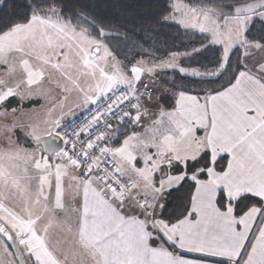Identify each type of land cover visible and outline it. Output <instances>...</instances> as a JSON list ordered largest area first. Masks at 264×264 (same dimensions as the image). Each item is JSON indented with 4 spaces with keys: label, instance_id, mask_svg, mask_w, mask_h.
<instances>
[{
    "label": "snow or ice",
    "instance_id": "1",
    "mask_svg": "<svg viewBox=\"0 0 264 264\" xmlns=\"http://www.w3.org/2000/svg\"><path fill=\"white\" fill-rule=\"evenodd\" d=\"M41 3L33 0L25 22L0 28L3 253L26 256L19 264H209V257L220 258L218 264H264V61L249 67L238 59L222 89L203 97L180 91L174 108L151 111L145 105L153 96L141 76L178 67L179 54L159 64L138 62L128 75L106 45L61 15L55 0L45 8ZM233 12L183 0L171 5L166 21L210 33L212 43L223 45L216 70L192 75H227L237 45L244 57L252 48L264 50L245 36L250 26H264V0ZM46 80L63 94L59 100L43 88ZM35 96L52 106L42 117L35 114V122L20 123L13 98ZM81 109L90 115L78 127L63 123ZM17 128L33 147L13 141ZM65 177L73 201L81 198L71 208L76 220L67 227V248L49 234L67 211ZM186 181L194 191L173 222L165 201ZM0 264L16 261L0 257Z\"/></svg>",
    "mask_w": 264,
    "mask_h": 264
},
{
    "label": "trees",
    "instance_id": "2",
    "mask_svg": "<svg viewBox=\"0 0 264 264\" xmlns=\"http://www.w3.org/2000/svg\"><path fill=\"white\" fill-rule=\"evenodd\" d=\"M245 1L249 0H183L197 8ZM52 2L42 0L40 7L45 8ZM55 3L60 7L61 15L70 18L73 24L89 25L98 35L99 29L115 33L104 40L119 59L130 65L141 61L146 65L153 62L159 64L171 60L173 53L179 54L174 61L178 67L162 69L153 76L179 91L203 97L209 89L220 90L226 86L236 72V60L229 65L227 75L190 76L179 71L180 67L202 72L214 71L221 59V50L208 43L205 35L185 30L164 19L170 15L172 0H55ZM30 4H33V0H6L0 12V28L25 22V17L31 14ZM247 38L264 43V26L258 23L253 25ZM148 76L143 82L153 87L152 79ZM28 143L32 144L30 140ZM191 184V181H186L174 188L165 201L166 215L171 216L173 222L185 214L190 194L194 191Z\"/></svg>",
    "mask_w": 264,
    "mask_h": 264
},
{
    "label": "rangeland",
    "instance_id": "3",
    "mask_svg": "<svg viewBox=\"0 0 264 264\" xmlns=\"http://www.w3.org/2000/svg\"><path fill=\"white\" fill-rule=\"evenodd\" d=\"M176 0H172V4L175 3ZM170 23L173 24H177L175 22H173L172 20H168ZM82 24V23H81ZM81 24H79V26H81ZM179 25V24H177ZM181 26V25H179ZM253 26V25H252ZM250 26V28L252 27ZM82 27L88 29L89 33L91 34L92 37L96 38L97 40H100L104 45H106L109 49V51L112 53V56L115 59V62L119 63L120 68L125 71L128 75H131L130 73V69L133 65H130L127 62H124L123 60L119 59L114 52L112 51V49L109 47L108 42L105 41L102 37H100L89 25H85L83 24ZM183 29L185 30H194L199 32L202 35H205L206 38H208V43L213 44L214 46H217L220 50H221V57L223 54V45L221 44H214L212 43V37L210 33H201L198 29H192V28H184L183 26H181ZM249 28V29H250ZM247 33L248 31L245 33V36L247 38ZM248 39V38H247ZM250 41V40H249ZM264 44V43H261ZM244 49L240 46L237 45L236 47L232 48L229 52V57H230V64L232 61L234 60H238V59H242L245 63L248 64L249 67H252V65L257 61V60H261L264 61V50H257V49H250L251 52V57H244L243 55ZM111 63H112V58H109V71H111ZM243 67V66H241ZM188 71L185 74H189L190 76H197V75H192L191 73L193 71H197L200 73H206V72H202V70H190L188 68H185ZM161 71V70H157ZM213 71V70H212ZM212 71H207V72H212ZM156 72V73H157ZM3 75V66H0V76ZM147 73H145L144 75L141 76V81L140 83L143 82L144 79H146L147 77ZM149 77V76H148ZM204 77H206V75H204ZM150 78L152 79V83H153V87L155 90V94L153 96V101L151 103H148L147 105H145L146 107H148L151 111H157L158 108H165L167 110H171L172 108L175 107V103L176 100L178 99V94H179V90L173 88L172 86H170L168 83L164 82L161 79H155L153 78V76H150ZM53 80L57 79L56 76L52 77ZM139 87V84H138ZM44 89H51V91L48 93V95L50 97H55L56 100H59L61 98V96L63 95L62 93H60V90L55 86L54 83L49 84L47 82V80L45 81L44 85H43ZM186 93V92H185ZM189 94V93H187ZM192 95V94H189ZM75 99V97L73 96L72 98H70V102L71 100ZM14 102L12 104V107H17L19 106L21 108V113H18V119L20 123L23 124H27L29 122H35L39 117H42L45 113L46 110L48 108H50L52 106V102L49 99H46L44 96H35L32 99H26L24 101H20L18 98H13ZM142 101H144L143 99H141ZM91 106V105H89ZM88 106V107H89ZM84 109L78 110L76 115L78 113H80L81 111H83ZM135 111V110H134ZM133 111V113H134ZM35 114H39V117ZM73 117H67L65 119V121H63V123L68 122L70 119H72ZM9 122H11V118H9ZM121 128H123L122 125H120ZM138 130V129H137ZM129 134L131 129L128 130ZM13 141L16 144H20L24 147H33V144H29V137H26L24 134V130L21 128H17L14 130V135L12 136ZM120 139L122 140L123 137H120ZM31 141V140H30ZM6 141H4L2 138H0V146H5L6 145ZM70 183V180L65 177L64 179V185H65V197L64 199L69 198V194L72 192V189L68 187ZM7 203L10 204V206H13V202L12 201H8ZM18 207V205H16ZM67 211H70L69 206L66 205ZM65 214H68V212H60L59 216L57 217V222L53 224V227L50 229V238L51 241L53 242V238H54V230H61L62 228V224L60 223V216H64ZM70 216V215H69ZM73 217V215H71ZM75 220L76 218L72 219L71 223H70V219L67 221L66 226H68L69 224L71 225H75ZM47 223V218H45V220L41 221V226H43V224ZM60 237V236H58ZM68 237L71 239V235H68ZM10 251L13 252L12 249H10ZM23 251V249H22ZM0 257H2L5 260H14L16 261V264H18V261L15 257V255L13 256H9L6 253H3V250L0 249ZM27 258V257H26Z\"/></svg>",
    "mask_w": 264,
    "mask_h": 264
},
{
    "label": "crops",
    "instance_id": "4",
    "mask_svg": "<svg viewBox=\"0 0 264 264\" xmlns=\"http://www.w3.org/2000/svg\"><path fill=\"white\" fill-rule=\"evenodd\" d=\"M147 105V104H146ZM80 197H77V199L75 201H73L72 199V192L69 194V198L67 199H64V202L66 205L69 206V209L70 211H66L69 213L71 219H70V223L72 221V219L76 218V214L72 213L71 212V208L73 207H79V204H80ZM68 214H65L64 216H60V223L62 224V228L61 230H54V240H53V243H57L59 242L60 245L64 248H67L68 246V241L70 240V238L68 237V235H71V233H69L67 231V227L66 224H67V221L69 220L68 217H69ZM73 215V217L71 216ZM73 228L75 227V225H72ZM60 236V237H58ZM186 256H188L189 258H195L196 257V254H189V253H186L185 254ZM209 261V264H218V261L220 258H212V257H209V258H205Z\"/></svg>",
    "mask_w": 264,
    "mask_h": 264
},
{
    "label": "water",
    "instance_id": "5",
    "mask_svg": "<svg viewBox=\"0 0 264 264\" xmlns=\"http://www.w3.org/2000/svg\"><path fill=\"white\" fill-rule=\"evenodd\" d=\"M5 1L6 0H2L0 2V12H1V10L4 7ZM253 2H255V0H249V1L241 2V3H235V4H226V5H219V6H207V7L220 8L224 13L234 14L233 10H234L235 7L242 6V5L246 4V3H253ZM104 33H105V35H103V36L99 34V36L102 37L103 39H105L106 37H109V36L116 35L113 32H109V31H105V30H104ZM12 250H13V252H15V249H12ZM21 251H22V249H21ZM15 257H16V259L18 261V264H19L20 259H27L26 256H24V257L15 256Z\"/></svg>",
    "mask_w": 264,
    "mask_h": 264
},
{
    "label": "built area",
    "instance_id": "6",
    "mask_svg": "<svg viewBox=\"0 0 264 264\" xmlns=\"http://www.w3.org/2000/svg\"><path fill=\"white\" fill-rule=\"evenodd\" d=\"M141 84H147L149 90L151 91L152 96H154V89H153V87H152L148 82H142ZM143 90H144V89L141 88V91H143ZM141 99L145 100L146 98H145V97H141ZM132 102L134 103L135 101L133 100ZM125 103L127 104V102H125ZM92 107H94V106H92V105L89 106V108H92ZM122 107H124V106L122 105ZM128 110H130V111H132V112L134 111V109H128ZM89 115H90V113L87 112V111L84 109L83 111H81L80 113H78L75 117H73L72 119L69 120V121H74V122L72 123L71 127H73V128L78 127L79 124L81 123V118H82V116L86 117V116H89ZM69 121H68V122H69ZM68 122H66V123H68ZM110 122L113 123L114 125L117 124V121H116L115 119H112Z\"/></svg>",
    "mask_w": 264,
    "mask_h": 264
}]
</instances>
